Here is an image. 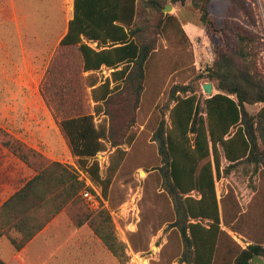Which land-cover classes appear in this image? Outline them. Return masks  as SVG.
Masks as SVG:
<instances>
[{"label": "rangeland", "instance_id": "374dc122", "mask_svg": "<svg viewBox=\"0 0 264 264\" xmlns=\"http://www.w3.org/2000/svg\"><path fill=\"white\" fill-rule=\"evenodd\" d=\"M161 1L171 7L163 13L175 15L182 28L169 26L153 33L156 51L146 64L140 98L135 100L131 86L123 87L109 105L98 109L91 88L86 90L82 103L86 112L95 116L97 125L105 124L112 132L111 141L105 143L106 151L97 155L101 178L97 182L72 154L53 115V95L65 90L55 86L47 75L72 16L73 0H0V128L44 160L72 167L79 180L93 191L84 192H90L91 200L83 194L82 203L70 204L45 229L35 244L46 248L42 256L35 258L37 262L44 258L46 264H185L181 262L182 236L174 226V202L164 187L162 161L153 137L162 121L171 125L169 113L178 96L196 95L199 109L204 112V100L209 96L203 86L211 83L207 76L215 61V46L231 43L227 23L256 36L255 58L264 74V0H244L249 14H235L229 1L213 0L209 6L215 28L212 37L201 21L196 0ZM187 24L199 28V34H192L190 28H185ZM219 30L222 33H217ZM111 72L103 68L92 76H83L95 78L100 85ZM215 86L213 95L219 92ZM175 87H186L187 92H177L173 97ZM67 106L71 107L69 101ZM263 106L247 105L246 110L256 115ZM114 141L120 143L125 156L111 174ZM33 161L38 168L44 163L37 158ZM223 166L227 167L226 161ZM37 171L0 145V206ZM216 190L223 234L214 264H234L240 249L264 247V166L238 164L216 180ZM192 195L199 197L195 192ZM103 210L110 214L120 244L117 256L95 235L89 220L81 227L73 221ZM11 235L18 237L14 232ZM2 239L14 248L8 238ZM15 256L10 260L11 254L7 253L2 258L22 264Z\"/></svg>", "mask_w": 264, "mask_h": 264}, {"label": "trees", "instance_id": "16d2710c", "mask_svg": "<svg viewBox=\"0 0 264 264\" xmlns=\"http://www.w3.org/2000/svg\"><path fill=\"white\" fill-rule=\"evenodd\" d=\"M212 1L195 2L210 37L215 30L209 18ZM227 1L235 14H249L244 0ZM165 6L161 0L73 2V17L47 75L55 86L65 90V93L59 91L53 95V115L72 154L97 182L101 181L97 155L106 151L105 143L112 132L105 124L97 125L95 116L86 112L82 105L86 90L91 88L98 109L109 105L114 94L123 87L131 86L135 100L140 98L146 64L156 51L153 33L169 26L175 30L182 28L175 15L163 13ZM147 10L153 14L151 17ZM227 28L231 43L215 46V61L207 76L219 92L204 100L203 113L196 95L174 98L175 104L169 113L171 125L162 121L153 137L162 161L164 187L174 202V226L182 236L181 262L185 264L215 263L223 234L216 180L241 163L256 168L264 166V106L256 115L246 110L247 105H264V74L255 58L256 36L241 26L227 23ZM93 44L96 47H92ZM103 67L112 70L111 76L98 85L91 76ZM86 73L91 76L85 78ZM67 89L72 93L68 94ZM180 91L186 93L187 88L175 87L173 97ZM68 101L71 107L67 106ZM0 145L38 170L0 206V238H8L15 250L20 251L70 204L82 203L85 191H93L79 180L72 167L44 160L38 152L2 128ZM112 146L116 150L110 156L111 174L118 170L125 156L120 143L114 141ZM35 158L44 161L40 168L35 165ZM223 161L227 163L226 168ZM194 192L199 197H193ZM88 220L95 235L117 256L120 244L110 214L103 210L83 220L73 218L77 227ZM11 232L18 237H13ZM254 257L264 259L263 246L240 249L234 264H252ZM0 264L6 263L0 258Z\"/></svg>", "mask_w": 264, "mask_h": 264}, {"label": "crops", "instance_id": "0c3cea01", "mask_svg": "<svg viewBox=\"0 0 264 264\" xmlns=\"http://www.w3.org/2000/svg\"><path fill=\"white\" fill-rule=\"evenodd\" d=\"M73 2H74V0H73ZM72 17H73V13H72V16L70 17V20L72 19ZM69 20V21H70ZM67 26H68V24H67ZM190 28V32L192 33V34H199L198 32H199V28H197V27H195L194 25H192V24H187L186 26H185V28ZM186 30V32H187V34H190V32L189 31H187V29H185ZM67 33V30H66V32H65V34ZM65 34L63 35V37L65 36ZM62 37V38H63ZM103 68H105V67H103ZM102 68V69H103ZM32 179V178H31ZM30 179V180H31ZM29 181V180H28ZM27 181V182H28ZM26 182V183H27ZM9 197H11V196H9ZM9 197L5 200V201H7L8 199H9ZM4 201V202H5ZM3 202V203H4ZM55 219L56 218H54L41 232H39L25 247H23L20 251H17V255L15 254L16 252H15V249L13 248V249H10V247H8V243H5V240L3 241V239L2 238H0V258L6 263V264H11V262H10V260L12 259V257H14L15 255V257L22 263V264H46V262H45V259L44 258H42V260L41 261H38L37 262V260L35 259L36 257H40V256H42V252L44 251V250H46V248H43V247H40V248H37L36 247V242H37V240L38 239H40L41 238V236H43L42 234H43V232H45V229L53 222V221H55ZM10 244V243H9ZM2 247V248H1ZM7 253H10L11 254V258H10V260L9 261H6L4 258H2V255H7ZM38 260H40V259H38Z\"/></svg>", "mask_w": 264, "mask_h": 264}, {"label": "water", "instance_id": "95a60500", "mask_svg": "<svg viewBox=\"0 0 264 264\" xmlns=\"http://www.w3.org/2000/svg\"><path fill=\"white\" fill-rule=\"evenodd\" d=\"M171 10V7L170 6H167L165 9H164V12L165 13H168L169 11ZM203 90L205 92L206 95L208 96H213V84L212 83H207L203 86ZM251 263L252 264H264V260L260 257H254L252 260H251Z\"/></svg>", "mask_w": 264, "mask_h": 264}, {"label": "built area", "instance_id": "2783aa9c", "mask_svg": "<svg viewBox=\"0 0 264 264\" xmlns=\"http://www.w3.org/2000/svg\"><path fill=\"white\" fill-rule=\"evenodd\" d=\"M94 45H95V47H96V44H94ZM197 64H198V63H197ZM84 196H85V198H87V199H89V200L92 199V196H91L90 192H86V193H84Z\"/></svg>", "mask_w": 264, "mask_h": 264}]
</instances>
